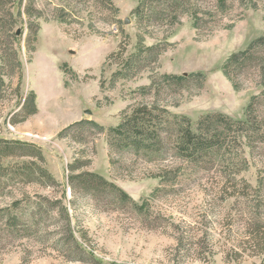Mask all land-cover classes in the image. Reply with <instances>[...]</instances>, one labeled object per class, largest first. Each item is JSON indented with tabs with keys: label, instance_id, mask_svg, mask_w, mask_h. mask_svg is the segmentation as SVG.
<instances>
[{
	"label": "rangeland",
	"instance_id": "1",
	"mask_svg": "<svg viewBox=\"0 0 264 264\" xmlns=\"http://www.w3.org/2000/svg\"><path fill=\"white\" fill-rule=\"evenodd\" d=\"M64 1L0 0V139L28 147L3 163L15 165V174L33 172L22 178L13 174L12 186L0 189V206L28 198L40 207L43 219L29 231L21 221L15 228L0 225V264H263L262 257L246 253L235 258L231 252L247 209L237 199L220 196L215 168L188 172L183 166L187 171L178 181L162 183L159 163L111 154L106 130L135 103L154 101L139 91L151 77L164 74L200 72L205 78L200 87L197 80L174 82L158 96L159 107L169 113L192 122L208 113L243 119L251 97L260 93L256 77H241L236 91L221 66L264 33V0H225V11L214 19L198 16V31L189 15L168 27L137 23L132 13L141 0H113L109 10L95 0H73L64 24L56 17ZM198 4L212 8L216 2ZM143 35L141 46H154L153 58L136 55ZM132 55L121 72L129 77L114 75ZM136 59L141 62L134 65ZM32 94L36 112L29 115ZM258 112L264 118V104ZM83 120L104 132L97 134L87 125L64 131ZM247 165L239 177L254 185L264 153L248 157ZM34 169L47 172L54 182ZM85 171L115 185L127 200L109 196L106 185L95 195L77 181L73 185L72 177ZM59 205L68 213L74 237L91 254L83 262L66 260L50 248L53 237H62L53 235L64 223ZM183 229L209 244L200 240L189 252L178 250Z\"/></svg>",
	"mask_w": 264,
	"mask_h": 264
},
{
	"label": "trees",
	"instance_id": "2",
	"mask_svg": "<svg viewBox=\"0 0 264 264\" xmlns=\"http://www.w3.org/2000/svg\"><path fill=\"white\" fill-rule=\"evenodd\" d=\"M29 1L33 2L34 0ZM75 1H64L65 5H61L56 11V17L61 23L68 24L67 20L72 15L70 13L71 5ZM112 1L95 0L101 5V8L107 10L113 8ZM198 2L199 0H141L132 14L137 18L139 24L145 23L152 26L156 24L163 27L173 26L179 22L180 16L189 15L194 20L193 27L198 31L202 19H199L198 16L204 15L214 19L217 13L222 14L225 11V0H215L216 5L212 8L202 7ZM144 37L145 35L138 37L139 47L136 49V55L142 53L153 58L155 53L151 52L155 49L154 46H141ZM134 56L129 57L127 64H121V69L114 75H120L121 79L128 78L129 75L121 73L122 66L129 65ZM138 62L141 61L136 59L133 64ZM126 69L128 70V67H125ZM221 71L236 91L241 90L239 83L241 77L246 74L256 77L255 86L260 89V93L251 97L243 112V119H233L221 113H208L192 122L184 115L169 113L166 107H159L161 102L158 100V96L168 91L174 82L181 84L197 80L200 87L205 80L204 75L200 72L183 76L155 75L151 77L149 85L139 91L144 98H155L154 101L135 103L124 110L119 123L106 130L107 145L109 152L118 154L121 159L134 157V159L145 163L162 165L159 172L162 183L178 181V178L184 176L187 171L183 166L189 168L188 172L200 170L209 172L215 168L214 172L218 176L219 183L214 188L218 189L220 196L237 199L241 203L243 202L244 208L247 209L246 212L243 211L245 220H242L244 223L241 229L238 228L236 231V241L231 246V252L235 258L246 253L249 257H262L264 264V166L260 167L261 164L257 167L258 175L254 185L248 183L243 176L239 177V174L246 173L248 169V157L256 155L261 158L264 153V118L258 112L259 107L264 104V33L251 41L244 50L230 55L222 64ZM19 81L20 83L22 81L21 74ZM34 101L35 96L32 94L27 99L30 106L29 115L36 112ZM80 125L94 128L97 134L104 132L102 126L88 120L76 122L64 131H71ZM27 150V145H18L14 141L0 139V189L12 186L13 174L20 178L33 174L30 169L15 174V165L3 163L5 158L11 157L16 151ZM39 159L42 160L41 154H39ZM111 162L113 161L111 160ZM261 162L263 161L260 160L259 163ZM25 164L23 162L22 166ZM113 165L116 168L114 163ZM192 167L194 169H191ZM71 169L74 170L76 167L71 166ZM34 173L40 174L47 181L54 182L53 178L42 169H36ZM75 181L92 195L98 192L99 187L109 186L111 189L109 196L125 200L128 198L115 185L95 173L85 171L73 176V185ZM22 202L23 204H19L18 201H14L4 207L0 206V225L15 228L16 223L21 221V223L24 222L23 229L29 231L33 227L32 223H35L34 226H36L43 221L40 207H35L28 198ZM24 203L25 207L22 206ZM58 204L60 203L58 202ZM58 210L62 211L60 217L62 216L64 223L53 235H62V237H53L50 248L69 261L83 262L87 260L91 254L74 237L67 211L60 205ZM231 225L227 228L229 236L232 233ZM36 234L38 233L36 232ZM180 238L183 244L179 245L178 250L184 247L186 252H189L194 245H198L201 240H196L193 234L186 233L184 229ZM201 241V244H209L207 238L202 237Z\"/></svg>",
	"mask_w": 264,
	"mask_h": 264
}]
</instances>
